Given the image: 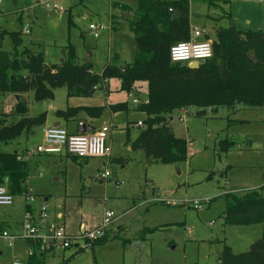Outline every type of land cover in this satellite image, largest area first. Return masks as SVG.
Wrapping results in <instances>:
<instances>
[{"label":"rangeland","instance_id":"374dc122","mask_svg":"<svg viewBox=\"0 0 264 264\" xmlns=\"http://www.w3.org/2000/svg\"><path fill=\"white\" fill-rule=\"evenodd\" d=\"M213 1L210 6H191V26L206 31L202 40L213 45L218 27L264 31V0ZM135 2L0 0V29L13 32L27 27L29 34L22 32L19 49L42 51L48 63L60 62L66 47L72 45L76 61L90 63L98 73L114 55L119 58L113 63L133 60L135 42L128 21ZM55 3L58 9L52 7ZM122 7L130 10L124 11ZM68 10L72 23L68 22ZM85 14L87 18L83 17ZM112 14L126 18L119 20L116 31L111 29ZM91 24L103 25L106 30L94 38L88 31ZM3 48L11 51L8 35L3 37ZM136 90L140 104L144 103L146 83ZM7 95L9 99L0 101L3 113H9L14 106L12 95ZM127 96L128 92L115 79L89 97L68 96L66 87L55 89L49 101H36L31 92L22 95L29 101V115L46 112L49 123L57 111L68 107L102 106L126 101ZM198 111L200 108L189 107L167 116L176 137L188 142L187 160L177 164L149 161L142 150L129 149L142 128L135 122L146 118L137 110L118 112L113 120L106 110L101 117L89 120L95 128H109L112 142L109 146L107 140L108 158L82 160L66 155L28 154L42 143L43 133L40 127L33 135L23 134L17 143L26 149L23 156L29 161L28 188L31 194L50 196V214L60 213L62 218L55 222L62 223L66 233L75 239L64 252V260L49 261L47 257L45 264H219L224 246L234 253L248 251L261 238L264 224L225 225L221 218L222 194L258 189L264 184V108L238 105L230 113L228 108L219 107L216 114L207 108L205 118L196 116ZM80 119L87 118L79 113L77 120ZM60 121L67 131L74 130L78 122ZM127 135L130 142L126 141ZM232 138L238 148L222 151L220 141ZM10 145L0 143V151H10ZM101 174L106 177L101 179ZM25 202L23 196H14L12 205L0 206V225L13 237L11 245L0 237V251L4 252L0 264L27 256L26 238L22 236ZM105 212L113 214L104 234L107 242L77 251L76 244L85 245L79 238L81 231L101 227Z\"/></svg>","mask_w":264,"mask_h":264},{"label":"trees","instance_id":"16d2710c","mask_svg":"<svg viewBox=\"0 0 264 264\" xmlns=\"http://www.w3.org/2000/svg\"><path fill=\"white\" fill-rule=\"evenodd\" d=\"M193 3L214 5L213 0H136L129 20L135 42L134 58L130 63L107 62L100 73L93 72L88 62L79 64L72 45L66 47L61 62L49 65L42 51L19 49L21 28L13 32L0 29V97L20 95L9 113L0 110V143L15 141L45 124L46 112L30 116L28 100L22 94L31 92L34 100L49 101L53 99L55 89L66 87L68 96L89 97L110 79H118L126 91H130L135 83H146L147 100L136 109L146 118L131 147L142 150L149 161L162 164L187 160L188 142L176 137L168 124L167 116L175 110L197 107L200 111L196 116L201 117L207 108L215 112L219 107L233 109L236 105L263 107L264 31L218 27L214 32L212 57L200 62L197 68L170 60V47L190 40ZM122 8L130 10L129 7ZM67 13L70 14L69 10ZM68 22L72 23L71 14ZM4 35L9 37L11 51L3 48ZM109 109L121 111L125 104L110 105ZM104 110L103 106L68 107L57 111L56 117L69 122L75 120L79 112H84L89 118L96 119ZM219 144L220 149L227 152L234 142L223 140ZM22 156L0 152V184L6 180L11 195L25 197L29 194L26 186L28 169ZM222 199L221 218L225 225L264 224V184L258 189L225 192ZM26 210L34 211V208L26 204ZM105 242L103 235L86 241L85 248ZM33 246L34 255L29 257L27 264H44V253L38 245ZM218 262L264 264V231L246 252L234 253L229 246H224Z\"/></svg>","mask_w":264,"mask_h":264},{"label":"built area","instance_id":"2783aa9c","mask_svg":"<svg viewBox=\"0 0 264 264\" xmlns=\"http://www.w3.org/2000/svg\"><path fill=\"white\" fill-rule=\"evenodd\" d=\"M54 9H58V4H53ZM106 28L103 25H89L88 31L94 38H98L101 32ZM23 33L28 34L29 30L24 27ZM205 35L204 29L193 28L188 42H180L170 47L169 57L172 62H197L200 63L212 57V44L208 40L198 41L197 38ZM134 102H137L134 100ZM108 127H102L93 132L71 133L63 127L47 126L43 129V141L32 152L28 154H61L67 153L79 159L86 158H108L109 147L107 145ZM27 154V153H25ZM105 174H101L100 178H105ZM26 204L32 208L36 207L37 197L31 194L25 196ZM13 203V195L9 193L4 185L0 184V206H10ZM196 208L200 205L195 204ZM113 216L111 212H105L103 217V225L93 231L83 229L79 238L86 241L95 240L105 234L106 226L110 223ZM22 236L31 240V246L28 249V255H34V246L38 245L43 253H58L69 249L75 239L66 233L62 223L50 220L49 210L46 205L40 204L37 207L36 214L31 210H26L22 223ZM1 237L8 240L9 245L12 244V236L7 231L1 233ZM10 264H27L26 261L14 259Z\"/></svg>","mask_w":264,"mask_h":264},{"label":"crops","instance_id":"0c3cea01","mask_svg":"<svg viewBox=\"0 0 264 264\" xmlns=\"http://www.w3.org/2000/svg\"><path fill=\"white\" fill-rule=\"evenodd\" d=\"M80 1H82V0H80ZM116 1V0H115ZM112 6V5H111ZM130 8V7H129ZM125 11V10H124ZM126 11H129V10H126ZM68 12V11H67ZM66 12V13H67ZM120 12V11H119ZM83 17L84 18H87L88 17V15L87 14H85V15H83ZM120 19H126L123 15H120V14H112L111 15V29L113 30V31H116V30H118V26H119V20ZM128 23H129V21H128ZM21 28V27H20ZM24 28V27H23ZM23 28H21V33H22V30H23ZM191 28L193 29V28H197V29H203L202 27H199V26H191ZM191 29V30H192ZM206 32V31H205ZM23 34H25V33H23ZM29 34V33H28ZM204 36H202V37H199V38H197V40L198 41H202V38H203ZM35 42H36V40H35ZM118 59L119 57H118V55H114L113 57H112V60H110V59H108V61L107 62H112L114 59ZM46 62V61H45ZM61 62V61H60ZM106 62V63H107ZM47 64H54V63H48V62H46ZM113 63V62H112ZM187 64H189V63H187ZM93 71V70H92ZM94 72V71H93ZM101 72V71H100ZM100 72H98V73H100ZM96 73V72H95ZM115 80H117L118 82H119V84H120V86H121V83H120V81L118 80V79H115ZM141 83H144V82H139V83H135L134 85H133V87H132V89L130 90V91H127L128 92V96H127V100L126 101H122V102H116V103H106L105 105H102L103 107H105V110H104V112L106 111V110H109V112L111 113V119L113 120V118H115V114L116 113H118V112H125V113H127V112H129V111H131V110H136L137 109V107H138V105L140 104V100H139V98H137V94H138V91L136 90V88L137 87H140V84ZM109 84V80H105L104 82H103V84L101 85V89H103V88H107V85ZM122 89V88H121ZM100 90V89H99ZM105 90V89H104ZM123 90V89H122ZM12 95V99L11 100H14V104H15V100L20 96L19 94H11ZM23 95V94H22ZM5 98V100H7V99H9V96L7 95H5V96H2V97H0V101L2 100V99H4ZM129 99V100H128ZM134 100H136L137 102H134ZM147 100V99H146ZM130 101V102H129ZM146 102V101H145ZM28 104H29V101H28ZM115 104H125V109L124 110H121V111H117V112H112V111H110V109H109V106L110 105H115ZM28 107H29V105H28ZM78 107H99V106H78ZM236 108H238V105H236L233 109H229L230 110V113H233V112H235V109ZM258 108H264V106L263 107H258ZM258 108H252V109H258ZM188 108H186V109H183V110H177V111H186ZM10 110V109H9ZM9 110H7L6 112H9ZM103 112V113H104ZM211 112L213 113V114H216L217 112H218V108L216 109V111L214 112L213 111V109H211ZM79 113H83L84 115H85V117L88 119H85V120H83V119H80V121H78L77 120V117H76V119L75 120H70L69 122H75V121H78V122H76V125H74V127H75V129L74 130H71V131H69V132H71V133H74V132H76L77 131V127H79L78 125H79V123L80 122H83V123H85L86 125H90V126H93L92 124H91V121H90V123H89V120L90 119H94V118H89L84 112H79ZM103 115V114H102ZM202 118H205V114H204V116H201ZM97 119V118H96ZM61 119L60 118H57V117H55L54 118V120L51 122V123H49V122H47V119H46V121H45V124L43 125V126H41V128L40 127H38V128H40L41 129V131H42V133H43V129L45 128V127H47V126H53V124L54 123H59L60 125V127H63L62 126V124H61V121H60ZM63 120V119H62ZM179 120L180 121H182V118L180 117L179 118ZM65 121V120H64ZM66 122V121H65ZM69 122H66V123H69ZM243 123L244 122V120L243 121H235V123ZM134 125H136V126H143L142 125V122H140V121H138V122H135V124ZM94 127V126H93ZM95 128V127H94ZM114 128H116V127H114ZM113 128V129H114ZM36 128H34L30 133H28V134H25V137H28L29 135H33L34 133H35V130ZM66 129V128H65ZM99 129V127L98 128H95L94 130H98ZM127 130H128V128H126ZM111 130V129H110ZM78 132V131H77ZM110 132V131H109ZM174 132V131H173ZM22 136H24V135H22ZM21 136V137H22ZM138 136V135H137ZM136 136V137H137ZM176 136V135H175ZM20 138H18L17 140H15V141H12V142H9V143H6V144H11L10 146V151H0V152H3V153H9V152H13V153H17V154H19V155H24L25 153H26V149L25 148H21V146L19 145V143H17V141L19 140ZM109 139V146H110V144H111V142H112V135L111 134H109L108 133V135H107V140ZM224 140H227V139H224ZM231 141H233L234 142V145L230 148V150L229 151H231L232 149H235V148H238V143L236 142V141H234V139L232 138V139H230ZM252 140L253 139H251L250 141H251V143H252ZM126 141L127 142H130V138H129V136L127 135V138H126ZM221 141H223V140H221ZM132 143V142H131ZM17 144V145H16ZM108 146V147H109ZM129 149H132V147L130 146L129 147ZM133 150V149H132ZM228 152V151H227ZM26 155V154H25ZM58 155H66V156H71V155H69V154H67V153H61V154H51V155H49V156H58ZM71 157H74V156H71ZM75 158V157H74ZM22 159L24 160V161H26L27 162V169H28V175H27V180H26V186H27V188H28V186H29V161L28 160H25L24 159V156H22ZM87 159H90V158H86L85 160H87ZM83 160V159H82ZM39 176H41L40 174H39ZM1 185H4L6 188H7V181L5 180ZM7 190H8V188H7ZM28 190L30 191V189L28 188ZM34 195V194H33ZM15 196V195H14ZM13 196V197H14ZM16 196H22V195H16ZM34 196H36L37 197V204H36V207L34 208V214H36V211H37V207L40 205V204H44V205H48V203L50 202V196L48 195V194H42V195H38V194H35ZM24 197V196H23ZM25 198V197H24ZM47 208H48V206H47ZM25 211H26V202H25V206H24V213H25ZM49 214H50V211H49ZM23 216H24V214H23ZM62 218V215L60 214V213H56V214H53V215H51L50 214V220H54V221H58V220H60ZM23 219H24V217H23ZM22 223H23V221H22ZM3 231H7V229L5 228V226L4 225H0V237H1V233L3 232ZM16 236H18V235H16ZM21 236V235H20ZM25 244H26V249H27V256L25 257V258H23V259H18V260H22V261H27L28 259H29V255H28V249H29V247L31 246V243L26 239L25 240ZM75 247L77 248V251H79V250H83V249H85V245H84V247H80L79 246V244H76L75 245ZM4 248H9V246H7V247H4ZM87 248V247H86ZM69 250V249H68ZM68 250H65V251H68ZM65 251H63V252H58V253H44V255H43V262H44V264L46 263V261H47V257H50V258H48L49 259V261L51 260V261H54V260H57L58 258H64V252ZM42 253V252H41ZM3 254H4V252L3 251H0V256H3ZM74 255V254H73ZM72 255V256H73ZM52 257V258H51ZM64 260V259H63ZM12 261V260H11ZM11 261L10 262H8L7 264H10L11 263ZM1 263V262H0Z\"/></svg>","mask_w":264,"mask_h":264},{"label":"water","instance_id":"95a60500","mask_svg":"<svg viewBox=\"0 0 264 264\" xmlns=\"http://www.w3.org/2000/svg\"><path fill=\"white\" fill-rule=\"evenodd\" d=\"M198 65H199V63H197V62H189L188 67L189 68H197ZM59 125H60L59 123H54L53 124L54 127H58ZM78 126H79L78 127V132L79 133L93 132L94 129H95L93 126L86 125L83 122H80Z\"/></svg>","mask_w":264,"mask_h":264}]
</instances>
